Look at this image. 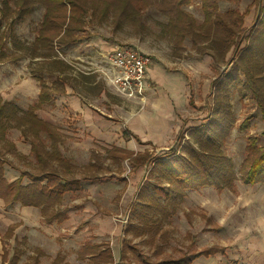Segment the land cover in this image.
Wrapping results in <instances>:
<instances>
[{
    "label": "rangeland",
    "instance_id": "374dc122",
    "mask_svg": "<svg viewBox=\"0 0 264 264\" xmlns=\"http://www.w3.org/2000/svg\"><path fill=\"white\" fill-rule=\"evenodd\" d=\"M19 1L7 0L6 5L5 0H0V8L4 9V12L0 10V37L2 39L0 40V50L1 53H5L4 56L0 54V96L5 100L7 98L13 99L22 109L35 101L40 89V81L36 75L40 73V69L48 68L52 59H57L62 54L76 58L83 54L82 51H91L94 48L102 47L114 48L121 44H128L137 46L148 55L150 54L151 63H153L150 68L149 77L151 78L148 81L145 95L146 102L147 93L149 94L148 103L142 105L147 107L149 102L157 97H169V105L175 108L177 121L180 122V126L183 124L180 138L177 134L174 140L169 139L167 144L158 145L152 142L149 145L155 151L156 159L164 160L177 156L181 161L186 160L188 159V152L185 146L189 143L194 144L195 141V138L190 134L191 128L208 125L210 121L218 120V118L224 123H229V133L221 141L220 147L222 152L233 161V168L238 178L235 180V186L232 190L227 187L217 188L213 185L212 187H198L195 190H188L184 194L185 196H182V193L176 190L178 189L177 180L166 173L161 165H153L155 166L153 169H149L151 166L149 168L141 167L134 172L131 170L128 160L124 159L119 164L109 159L106 150L115 144V141L109 143L96 142L95 148L101 151L103 169L100 170L101 173L98 178L91 180L92 185L91 181H86L93 187L95 194L96 190L98 193L96 195H81L80 203L74 206L81 212L75 224L76 230L83 229L87 223L86 217L89 214L86 210L87 207H92L94 210L98 209L107 215L110 214L115 229L108 235H113L115 238L114 242L111 240L110 242L115 252L116 264H145L144 261L156 259L160 255L178 256L186 249H199V246L214 243L226 246V255L217 254L211 260L201 259L194 264H248L251 261L258 264L259 261H264V259H260V256L264 254V242L263 247L255 251L253 256L250 250L256 248H253L249 243L257 238V234L261 235L258 236L259 239L263 238L264 240V183L251 186L239 179L242 160L247 154L248 136L257 135L258 142H264L262 134L263 117H261L260 106L255 101L251 91L238 82L231 83L227 88L229 91H216L213 82L218 76L225 74L232 64L222 62L216 65L212 56L203 55L193 47L192 38L189 36L183 41L187 47V50L185 49L187 54L176 56L173 52L174 38L167 29V23L171 18L169 14L163 13L162 0H78L84 6L87 1L89 2L90 13L86 17L85 26L92 37L82 39L84 45L76 48L71 44L69 47L62 45L65 43L64 41L69 40L63 39V37L61 39L56 38L48 45H35L46 8L42 4V0H33L30 4L31 11H27L23 17H18L16 14L20 6ZM261 1L264 4V0ZM252 2V0H219L218 9L225 11L236 8L241 12L248 10L247 21L245 19L244 26L249 33L250 28L255 24V14L258 11L257 6L253 5ZM123 7L126 8L125 12L130 15L127 18L120 16L117 19L119 11ZM184 9L195 18L196 30L201 31L200 26L205 20L201 0H190L188 4L184 5ZM133 15L137 17L136 20L133 19ZM246 44L247 41L244 40L241 48ZM38 53L44 54V56H41L42 59L39 61H35L33 55ZM50 55L53 57L49 58ZM230 55L231 52L227 58ZM12 56H19V58L14 59L15 57ZM71 73H73L72 70H70V74H65L68 79L67 87H71L70 84L79 83L78 72L75 75H71ZM241 74L243 79L244 74ZM44 77L46 81L52 83L56 79V74L48 73ZM101 84V89H104L105 92H103L109 97L105 94L97 97L93 92L81 90L82 94L88 98L92 108L109 110L113 115V120L123 126L124 136L130 137L131 130L125 113L131 110L132 106L135 108L139 106L124 97H120L116 92L114 93L110 85L107 84V86L105 82ZM78 88H82L80 84H78ZM175 91H179V95L175 96ZM105 98L108 100L105 101ZM215 101L222 103L228 101L230 113L225 117L222 113L215 114ZM55 113H57L58 123L62 129H77L81 126L80 115L70 113L67 106L66 110L59 109ZM9 133L13 139L21 138L17 128H11ZM214 133L218 137L221 131L216 130ZM46 144L49 147L48 140H46ZM6 147H9L8 150L13 159L19 162L17 154H22V151L13 148L10 143ZM22 149L28 152L27 145ZM64 153L71 157L72 152L68 145H65ZM118 155L122 156L121 154ZM26 162L32 165L35 163V157L30 152H28ZM78 167H82V165ZM147 171L152 180L147 178L145 183L151 180L150 182L159 184V190L163 193L168 192V196L159 195L157 197L161 203L175 202L174 212L170 211L171 207L166 203L167 211L159 208L160 211L158 209L154 212L143 211L144 215L142 212L139 213L137 207L142 206L140 201L153 202L156 197H150L147 191H152V188H148L146 184L139 192L140 201H138L137 191ZM133 182L134 187H131ZM129 184L132 192L128 189L130 193H126L121 199H118V192L127 188ZM257 199L261 202V209H259ZM68 203L71 204L72 202L69 201ZM161 211L164 213L170 211V213L167 217H163ZM189 212L192 215V221H190ZM146 216L149 218L146 219ZM131 220H134L136 224L140 222L144 224L147 221L152 229L150 230L148 226H143L138 230L131 229L129 228ZM117 223L126 228L124 236L116 228ZM157 226H161L164 230L163 235L157 234ZM205 227L214 228L211 231H203ZM199 235L200 239L197 242ZM89 238L86 239L89 240ZM83 242L85 243L87 240H82V245ZM258 244L260 245L261 242ZM16 249V245L14 247L9 245L7 259L10 264H15L18 260L16 252L19 249ZM75 249L71 246L68 251L73 264H90L88 259L78 260ZM39 255L41 256V252ZM34 260L31 255L28 263L32 264Z\"/></svg>",
    "mask_w": 264,
    "mask_h": 264
},
{
    "label": "trees",
    "instance_id": "16d2710c",
    "mask_svg": "<svg viewBox=\"0 0 264 264\" xmlns=\"http://www.w3.org/2000/svg\"><path fill=\"white\" fill-rule=\"evenodd\" d=\"M189 1L162 0L163 13L169 14L171 18L167 23V29L168 33L174 38V54L176 56L183 54L186 49L183 41L189 36L192 38L193 47L201 54H210L216 64L222 62L232 64L225 74L218 76L213 82L216 91H229L227 89L229 85L238 82L253 94L255 101L260 106L261 117H263L264 122V4H262L261 0H252V4L257 6L258 11L255 24L250 28V32L247 33L244 21L248 11L241 12L236 8L221 11L218 9L219 0H201L205 20L200 26L201 31H197L195 18L184 9V5L188 4ZM32 2L33 0H20L19 10L16 15L23 17L27 11H31L30 4ZM42 2L46 11L36 36L35 45H48L49 42L52 43L56 38L61 39L62 37L63 39H69L68 41L63 40L65 43L91 38V33L85 26L86 17L90 13L88 1L85 6L78 0H42ZM4 3L7 5V0ZM0 10L4 12V9L0 8ZM125 11L126 8L123 7L119 11L117 19L120 16L127 18L130 15ZM136 18L133 15V19L136 20ZM0 40H2L1 37ZM244 40L247 41V44L241 48ZM230 52L231 55L227 58ZM0 54H2L1 56L5 55V53H1V50ZM19 56L12 57L18 59ZM33 56H44V54L38 53ZM48 57H53V55ZM40 62L44 63L43 61ZM63 66L67 67L63 60L52 59L49 67H45V69L50 70L52 67L61 68ZM241 73L244 74L243 79ZM36 77L41 83L40 100L30 105L27 109H22L15 101L5 100L0 96V142L7 150L8 147L6 145L8 146L10 142L6 138L7 129L15 126L22 131L24 138L31 141L32 152L37 159L36 171L24 170L19 178L7 181L4 177L3 169L6 158H3L0 161V196L5 198L7 204L20 201L23 205H40L46 218L50 220L54 216L62 214L51 209L52 205L60 201L65 192L79 189L81 181L72 175L74 173L73 165L56 148V145L61 140L57 127L43 120L36 113L35 109L40 105V102L51 98V85L47 84L42 75H36ZM63 90V88L60 89L61 92ZM214 104L215 114L222 113L225 117L230 113V103L228 101L223 103L215 101ZM228 124L218 118V120L210 121L208 125L191 128L190 134L195 138L194 144L196 146L193 143L185 146L188 152V159L186 160L181 161L177 156L158 160L154 154L146 152L134 155L132 157V165L137 168L140 165H149L153 161L155 166L161 165L166 173H169L171 177L177 180L178 189L176 190L181 192L182 196L187 193L188 189L194 190L204 185H214L221 189L226 187L233 189L235 180L238 179L233 168V161L222 152L220 147L221 141L229 133ZM216 130L221 131L218 137L214 133ZM42 131L46 132L49 138H52V144L55 148L51 151H47L44 148V141L40 138ZM262 131L264 137V126ZM181 133L182 129L178 133V138L181 137ZM258 141L257 135L248 136L247 154L242 160L239 172L241 175L239 179L247 184L264 181V142L259 143ZM10 145L13 147L12 143ZM1 154H4L3 151H0ZM52 159L64 162L67 167L66 171L49 166V162ZM24 176L29 178V182L22 183ZM150 181H147L144 185L147 184L148 188H152V191H147L150 197H156L153 202L148 201V205L167 211L166 203H168V206L171 207L170 211L175 210L173 209L175 202L171 203L165 200L166 203H161L158 198L159 195L168 196V192L163 193V191L159 190V184ZM169 213L164 214L169 215ZM10 229L13 230V227L10 226ZM97 249L93 253L98 260V264H112L113 255L109 248L98 245ZM219 250H221L219 246L214 245L209 248H203L195 256H199V254L210 255ZM189 261H191V258L185 257L177 260L171 259L168 264H186Z\"/></svg>",
    "mask_w": 264,
    "mask_h": 264
},
{
    "label": "crops",
    "instance_id": "0c3cea01",
    "mask_svg": "<svg viewBox=\"0 0 264 264\" xmlns=\"http://www.w3.org/2000/svg\"><path fill=\"white\" fill-rule=\"evenodd\" d=\"M247 11L248 10H246L245 12ZM247 15L248 13L245 15L246 21ZM70 44L72 46H75V48L81 47L82 45H84V41L78 40L72 43H63L62 45H67V47H69ZM111 50H113V48H94V50L91 51H82L83 54H80V56H77L76 58L62 54L61 57L57 59L61 61L63 60L67 67H52L50 70H40V73L38 75H42L44 77V75L48 73L56 74V79L52 83H49L47 81V84L51 85V98L49 100L41 101L40 105L35 109L36 113L40 118L57 127L61 140L56 145V148L60 153L63 154V157H65V159L67 158L73 165L74 173H72V175L81 181V186L79 189L69 190L65 192L61 200L52 205L51 209H54L55 211H58V213L62 214H60L61 216H54L50 220L46 218L45 213L42 211V207L40 205H23L20 201H15L13 203L7 204L5 198L0 196V264H10L7 259L9 245L11 247H14L16 245V250L19 249L16 252L18 260L15 264H29V256L31 255L35 259L32 264H73L74 262L70 258V254H68L71 246L76 248V258L78 260L82 259L84 261L85 259H88L90 261V264H98V260L94 257L93 253L95 250H98V245H100L101 247L109 248L110 252H112L113 255L112 264H116L115 252L113 251L110 242V240L114 242L115 238H113V235H108L112 231H114L113 229H115L113 228L110 214L107 215V213H103L98 209L94 210L92 209V207H87L86 210L89 212V214L87 217L83 215V217H86L87 219L86 225H84L83 229L81 230H76L77 226L75 225L77 219L81 215V212L80 210L75 209L74 206H76L77 203H80L81 195H96L98 193V190H96L95 194V190L93 189V187L87 184L88 181H86H91L95 178H98L101 173L100 170L103 169L101 151L95 148L96 142L109 143L115 141V144L109 146V148L106 150L109 159L119 164H121L124 159L128 160L129 165H131V170H133L134 172L139 170V168L141 167L149 168L151 166L149 169H153L154 161L149 165H140L137 168L133 167L132 157L134 155H137L138 153L149 152L152 155L156 154L155 151H153V149L149 147V145H151L152 142L157 143L158 145H164L169 142V139L172 138V140H174L179 131H181V127L183 124L180 126V122L177 121L178 119L175 108L170 107L169 97L166 96L165 98H154L153 100H151V102H149L150 104L147 107H144V105L148 103V93L145 104L141 103L138 99H129L123 95L121 96L116 93L120 97H124L130 102L134 104L136 103L139 106L135 108L131 105V110H128V112L125 113L127 121L129 123V129L131 130V134L129 135L130 137L124 136V133L122 132L123 126L116 120H113V115L109 112V110H96L92 108L90 101H88V98H86L85 95L82 94V91L93 92L97 97H101L102 94L106 95V93H104L105 90L101 89V83L105 82L106 85H109L107 79L104 78V71L109 68L110 64H108V61L105 60V56ZM186 50L183 52L182 56L185 53L187 54ZM40 57L41 56H35L34 59H42ZM152 64L153 63L149 65L147 81H149L151 78L149 77V72ZM70 70H72L73 72L71 73V75H75L78 72V78H80L78 79V84L81 85V89L78 88V84H70L71 87H67L68 79L65 74H70ZM103 79H105L106 81H104ZM148 84L149 83H147V87ZM95 87L97 88L93 89ZM61 88L64 89L63 92L60 91ZM40 90L41 83L40 89L37 94V99L28 104L26 108L24 107L25 109L40 100ZM111 90L115 93L113 88ZM175 92H173L175 96L179 95V91ZM7 100L13 101V99L11 98H7ZM107 100L108 98H105V101ZM66 106L68 109H70V113L74 115H80L81 117L79 118L81 126L77 127V129L67 128L64 130L59 126L58 116L55 112L59 111V109H62L63 111L66 110ZM118 117L120 118L119 115ZM11 128L17 127H9L7 129L6 138L10 140L13 148H18L20 151H22V154H17L19 162H16L11 156L10 151L8 149L6 150L2 142H0V151H3L4 153L3 155H0V161L3 158H6V161L3 164V169L4 177L7 181H12L19 178L24 170L30 172H34L37 170V159L35 154H33L32 152L31 141L24 138V135L19 128L17 129L20 131L21 138L13 139L9 133ZM40 138L43 139L44 148L47 151H51L53 148H55L52 144V138H49L46 132L42 131L40 133ZM46 140L49 141V147L46 144ZM26 145L28 146V152L33 154L35 157L34 165L26 162L28 152L22 149ZM65 145L69 146V150H71L72 152L70 155L71 157L65 155ZM118 154H121L122 156H119ZM80 165H82V167H78ZM49 166H53L61 171H66L67 169L64 162H58L55 159H52L49 162ZM147 178H150L148 171L143 178V182H141V184L139 185V189L137 191L138 201H140L139 192H141L140 190ZM133 180L135 182V179ZM27 182H29V178L27 176H24L22 183ZM134 182L131 184V187H134ZM260 183H264V181L257 182L255 184H245L255 186L256 184ZM212 186L204 185L200 187ZM129 187L130 184L127 188L118 192V199H121L122 196L126 193L129 194L130 192H128V189L132 192V188ZM73 196H75V198H72ZM69 201H71L72 203L69 204ZM147 202V200L140 201V204H142V206L137 207L139 209V213H143V211L154 212L157 210L156 207L148 205ZM257 203L259 205V209H261L260 200L257 199ZM174 211L175 210H173L172 212ZM144 214L145 213H143V215ZM162 215L163 217L168 216L164 213H162ZM189 216L190 221H192V215L190 212ZM148 218L149 216H146V219ZM10 226L13 227V230L10 229ZM143 226H148L150 230L152 229L150 223H148L147 221H145L144 224H142V222L136 224L134 220H131L129 222V228L134 230L141 229L143 228ZM157 227V234L163 235L164 230L161 228V226ZM116 228L119 230V233H121V235L124 236L126 234V228H123L122 225L119 226L117 223ZM213 228L214 227H205L203 228V231H211ZM258 236L261 235L257 234V238L249 242L253 248H256L250 250L252 256L254 255L253 253L255 251L263 247L264 240L263 238L259 239ZM87 237H90L89 240L86 239ZM197 238V242H199L200 235ZM82 240H87V242H83L84 244L82 245ZM258 242H261V244L259 245ZM214 245L219 246L221 250L216 251L210 255L199 254V256H195V254L201 251L203 248H209ZM226 250V246L219 243H214L211 245H203L202 247L199 246V249H186L185 252L181 253L178 256H169L168 254H166L165 256L160 255L156 257V259L152 258L153 260H147L144 262L145 264H168V261L171 259L177 260L179 258L188 257L191 258V261L186 264H194L201 259L211 260V258L217 254L226 255ZM40 252L41 256L39 255ZM20 253L21 255H19ZM260 259H264V254L260 256ZM248 264L255 263L251 261L248 262ZM258 264H264V261L261 260L258 262Z\"/></svg>",
    "mask_w": 264,
    "mask_h": 264
},
{
    "label": "built area",
    "instance_id": "2783aa9c",
    "mask_svg": "<svg viewBox=\"0 0 264 264\" xmlns=\"http://www.w3.org/2000/svg\"><path fill=\"white\" fill-rule=\"evenodd\" d=\"M104 78L119 95L145 103L151 56L137 46L121 44L105 56Z\"/></svg>",
    "mask_w": 264,
    "mask_h": 264
}]
</instances>
